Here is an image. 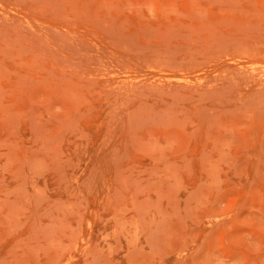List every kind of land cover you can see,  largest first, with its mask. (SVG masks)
Listing matches in <instances>:
<instances>
[{
  "label": "rangeland",
  "instance_id": "1",
  "mask_svg": "<svg viewBox=\"0 0 264 264\" xmlns=\"http://www.w3.org/2000/svg\"><path fill=\"white\" fill-rule=\"evenodd\" d=\"M0 264H264V0H0Z\"/></svg>",
  "mask_w": 264,
  "mask_h": 264
}]
</instances>
